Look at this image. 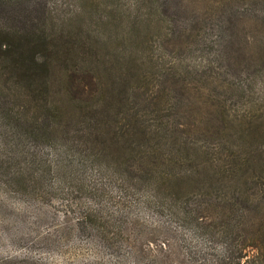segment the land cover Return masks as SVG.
<instances>
[{"label":"trees","instance_id":"1","mask_svg":"<svg viewBox=\"0 0 264 264\" xmlns=\"http://www.w3.org/2000/svg\"><path fill=\"white\" fill-rule=\"evenodd\" d=\"M219 1L214 30L224 47L213 53L215 59L229 56L234 40L244 37L238 25L250 12L255 13V25H264V0ZM54 21L47 0H0L3 183L48 199L56 193L67 197L69 191L73 196L88 194L93 201L71 204L66 213L73 212L77 231L117 251L134 232L132 220L138 221L125 213L129 204L123 201L103 212L108 187L120 181L164 216L166 234L157 247L163 264H205L213 259L264 264V112L249 124L254 125L248 136H237L231 144L223 141L230 136H219L217 146L209 136L199 143L193 136H172L176 126L171 120H160L152 128L145 114L153 104L160 110L163 98L151 102L145 86L148 72L142 66L131 73L136 60L125 58L142 27L135 22L124 25L118 43L93 46L72 39L70 32L57 35ZM200 21L184 20L179 29L184 46L204 35L205 23ZM190 58L185 56L165 75L169 85L176 82L200 91L198 80L208 70L214 79L220 68L209 57L202 65ZM252 70L264 81V60ZM78 72L87 77V89L73 87ZM237 83L243 87L241 82L228 84L238 89ZM168 94L173 97L166 92L167 101ZM192 104L184 108L187 115L204 106L197 98ZM214 116L221 122L227 117L223 110ZM203 126L204 134L219 131L215 123ZM233 144L239 150H232Z\"/></svg>","mask_w":264,"mask_h":264},{"label":"rangeland","instance_id":"2","mask_svg":"<svg viewBox=\"0 0 264 264\" xmlns=\"http://www.w3.org/2000/svg\"><path fill=\"white\" fill-rule=\"evenodd\" d=\"M47 2L55 17V31L70 32L72 39L85 40L93 46L102 41L118 43L124 25L135 22L142 27V31L136 35L137 42L131 44V53L125 58L136 60L133 62L131 73H138V68L142 66L148 72L145 86L151 96V102L159 97L163 98L160 110L153 104L145 114L152 128H155V124L160 120H171L176 126L172 136H193L198 139V143L209 136L217 146L221 143L217 144L219 136H230L223 139L228 144L236 143L237 136H248V131L254 125L249 124L261 118L264 112V81H260L261 74L254 73L252 68L263 64L264 25L261 21L255 25V13L250 12L238 25L239 33L245 35H239L234 40L232 48L229 49L231 54H227L225 58L216 56L215 59L213 53L224 47L223 42L215 37L214 30V24L219 19L218 12L221 11L217 7L219 0ZM186 18L190 19L191 23L201 20L198 24H205L204 35L199 36V41L184 46L179 29ZM73 22L75 25H70ZM113 29L117 31L112 32ZM187 55L191 57L189 60L197 65L205 64L206 58L209 57L214 60L216 67L220 68L215 67L219 73L217 77H212L214 79L210 80L208 72L211 70H208L198 80L200 91L188 85L182 88L181 83L176 82L169 85L166 78V71L184 61ZM86 80L85 74L78 72L73 87L80 89L81 85H85L84 88L87 89ZM236 82H241L243 87L238 88V83L235 86L238 89L229 87V84L234 86ZM166 92L173 96L168 94V101L165 99ZM195 98L204 105L203 109L199 113L192 110L187 112V115L184 108L187 103L193 106ZM204 100L206 102H203ZM209 100L213 104L209 103ZM180 101L182 103L178 107ZM219 110H223L227 115L226 120L222 122L214 116ZM196 123H200V126ZM210 123H215L219 131L213 133L211 129L210 134H204L203 131H206L207 127L203 125ZM231 138L234 141L231 142ZM230 146L232 150H239L237 144ZM215 150L216 147H213L210 151ZM93 178L96 176L91 180ZM108 188L109 195L103 198L106 203H103V212H110V208L115 209L117 203L123 201L129 204L124 209L125 213L138 220H132L131 227L134 232L128 243L125 242V246H121L117 251L105 246L96 236L77 231L72 223L73 212L66 213V210L72 207L71 204H87L93 201L88 194L78 193V196H73L69 191L66 192L67 197L56 193L48 199V195L41 197L34 193L27 195L13 190L0 179V264H163L157 247L166 234L165 225L162 223L164 216L147 207L140 194L133 193L120 181L111 183ZM216 247L222 249L221 243H217ZM23 253L32 256L33 262H27V259L31 258H26ZM205 264L227 263H216L213 259Z\"/></svg>","mask_w":264,"mask_h":264}]
</instances>
